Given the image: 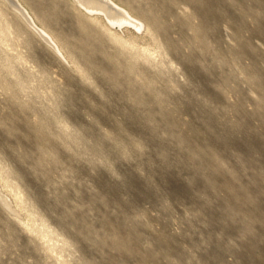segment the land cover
I'll use <instances>...</instances> for the list:
<instances>
[{"label":"rangeland","instance_id":"rangeland-1","mask_svg":"<svg viewBox=\"0 0 264 264\" xmlns=\"http://www.w3.org/2000/svg\"><path fill=\"white\" fill-rule=\"evenodd\" d=\"M86 1L0 0V264H264V0Z\"/></svg>","mask_w":264,"mask_h":264},{"label":"bare ground","instance_id":"bare-ground-1","mask_svg":"<svg viewBox=\"0 0 264 264\" xmlns=\"http://www.w3.org/2000/svg\"><path fill=\"white\" fill-rule=\"evenodd\" d=\"M78 3H80L81 5H85V9L87 10V11H90V12H92V11H94V9H91V7L88 5V2L85 0V1H82V0H76ZM201 1H204V0H198V2H200L201 3ZM99 5H100V3H99ZM108 6V5H107ZM17 8V7H16ZM100 9V8H99ZM19 10V9H18ZM99 11V10H98ZM100 11H102V10H100ZM209 12V11H208ZM208 12H206V13H208ZM110 16V15H109ZM115 19V18H114ZM120 19V18H119ZM112 20V19H111ZM121 21V20H120ZM109 23H111L112 25H114L115 23L114 22H112V21H109ZM119 23V22H118ZM136 23V22H135ZM118 26H120L121 25V23L120 24H117ZM134 26H136V25H134Z\"/></svg>","mask_w":264,"mask_h":264}]
</instances>
